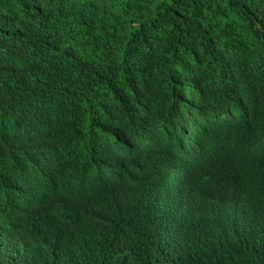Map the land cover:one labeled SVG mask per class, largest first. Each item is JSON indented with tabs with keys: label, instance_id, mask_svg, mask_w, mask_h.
Masks as SVG:
<instances>
[{
	"label": "trees",
	"instance_id": "1",
	"mask_svg": "<svg viewBox=\"0 0 264 264\" xmlns=\"http://www.w3.org/2000/svg\"><path fill=\"white\" fill-rule=\"evenodd\" d=\"M0 264H264V0H0Z\"/></svg>",
	"mask_w": 264,
	"mask_h": 264
},
{
	"label": "bare ground",
	"instance_id": "2",
	"mask_svg": "<svg viewBox=\"0 0 264 264\" xmlns=\"http://www.w3.org/2000/svg\"><path fill=\"white\" fill-rule=\"evenodd\" d=\"M86 139V138H85Z\"/></svg>",
	"mask_w": 264,
	"mask_h": 264
}]
</instances>
